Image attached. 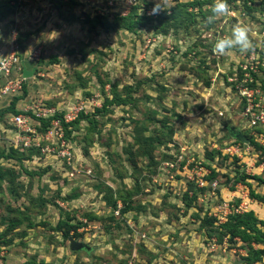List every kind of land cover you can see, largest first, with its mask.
I'll return each mask as SVG.
<instances>
[{"label":"rangeland","instance_id":"1","mask_svg":"<svg viewBox=\"0 0 264 264\" xmlns=\"http://www.w3.org/2000/svg\"><path fill=\"white\" fill-rule=\"evenodd\" d=\"M154 2L0 0V56L16 44L20 59L1 109L52 110L40 130L70 116L48 149L0 155L1 262L264 264V149L237 138L247 129L230 81L250 52L264 60V0H227L212 24L213 0L149 15ZM237 23L254 49L215 55ZM185 165L217 187L188 181Z\"/></svg>","mask_w":264,"mask_h":264},{"label":"built area","instance_id":"2","mask_svg":"<svg viewBox=\"0 0 264 264\" xmlns=\"http://www.w3.org/2000/svg\"><path fill=\"white\" fill-rule=\"evenodd\" d=\"M260 69H264V60H259L255 52H250L244 62H238L234 68L233 76L230 81L239 95L241 101V112L246 121V137L252 139L264 147V89L261 90L264 80L256 78ZM20 59L16 44H11L4 55L0 56V99H7L20 88ZM9 100L4 105L8 107ZM3 105V104H2ZM3 105V106H4ZM3 106L0 107L3 108ZM33 115H37L35 117ZM31 114L19 113L16 111L0 110V155L13 149L24 150L34 146L42 151L48 149L46 139L56 135L62 136V124L69 121L70 116L64 115L62 118H51L43 130L39 129L41 117H52L53 112L49 109H43L41 112ZM42 141V142H41ZM243 142L247 148H252L249 144ZM238 144H232L227 149L231 154L239 156L241 150ZM67 153V152H64ZM189 164V162H188ZM186 171L181 173L188 181H193L199 187L210 186L212 189L217 187V180H206L203 175V167L198 170L195 165L192 168L184 166ZM198 171L200 174H198ZM190 173V175H188ZM186 175V176H185ZM0 264H7L0 260Z\"/></svg>","mask_w":264,"mask_h":264},{"label":"clouds","instance_id":"3","mask_svg":"<svg viewBox=\"0 0 264 264\" xmlns=\"http://www.w3.org/2000/svg\"><path fill=\"white\" fill-rule=\"evenodd\" d=\"M167 0H155L149 15H159L161 12L171 13V7H166ZM211 15L206 18V24H212L218 18L230 14V7L227 0H213L210 8ZM254 49L253 41L250 38V29L247 25L240 23L231 28L230 35L218 38L212 48L215 55L224 56L233 50L240 53H248Z\"/></svg>","mask_w":264,"mask_h":264},{"label":"trees","instance_id":"4","mask_svg":"<svg viewBox=\"0 0 264 264\" xmlns=\"http://www.w3.org/2000/svg\"><path fill=\"white\" fill-rule=\"evenodd\" d=\"M13 111H15V110H13ZM249 144L251 145V146H253V145H259L258 143H256L253 139H252V137H250L249 136ZM260 147H262L263 149H264V147L263 146H261V145H259ZM212 178H209V180H211ZM263 182H264V180H263ZM247 214H249V215H252V211H250V212H247ZM235 215V214H234ZM241 216V214H236V217L238 218V217H240ZM205 221H207V223L208 224H211L212 222H214L215 221V219L212 217V218H206V220ZM259 222H260V224H263L264 225V220H262V219H260L259 220ZM228 223L226 222L224 225H227ZM235 227V226H234ZM228 232L230 233V235H231V237H233V235L234 234H236V233H238V228H231L230 230H228ZM263 243V246H262V248H257L256 250H254V251H256L260 256H262V255H264V241L262 242ZM257 260V259H256ZM248 263H250V262H248Z\"/></svg>","mask_w":264,"mask_h":264},{"label":"water","instance_id":"5","mask_svg":"<svg viewBox=\"0 0 264 264\" xmlns=\"http://www.w3.org/2000/svg\"><path fill=\"white\" fill-rule=\"evenodd\" d=\"M236 136H237V138H238L239 140H241L242 142L247 143V142L249 141L248 137H246V136H245L244 134H242L241 132H237V133H236ZM69 241H70V245H71L72 248H74V249L79 248V246H80L79 243L75 242L73 239H69Z\"/></svg>","mask_w":264,"mask_h":264},{"label":"crops","instance_id":"6","mask_svg":"<svg viewBox=\"0 0 264 264\" xmlns=\"http://www.w3.org/2000/svg\"><path fill=\"white\" fill-rule=\"evenodd\" d=\"M4 100L7 102V99H5V97H4V98H1V99H0V102H3ZM6 102H5V103H6ZM5 103H4V104H5Z\"/></svg>","mask_w":264,"mask_h":264}]
</instances>
